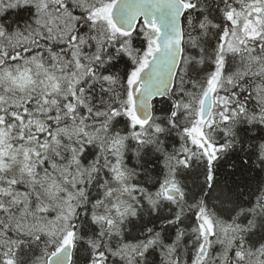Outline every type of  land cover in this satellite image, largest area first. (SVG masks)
I'll return each instance as SVG.
<instances>
[{"label":"snow or ice","instance_id":"1","mask_svg":"<svg viewBox=\"0 0 264 264\" xmlns=\"http://www.w3.org/2000/svg\"><path fill=\"white\" fill-rule=\"evenodd\" d=\"M0 264H264V0H0Z\"/></svg>","mask_w":264,"mask_h":264}]
</instances>
